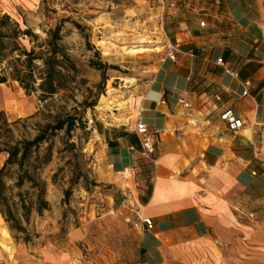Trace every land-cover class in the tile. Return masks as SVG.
Segmentation results:
<instances>
[{
  "label": "crops",
  "instance_id": "1",
  "mask_svg": "<svg viewBox=\"0 0 264 264\" xmlns=\"http://www.w3.org/2000/svg\"><path fill=\"white\" fill-rule=\"evenodd\" d=\"M219 1L213 30L198 27L201 1L168 8L175 60L164 57L143 87L136 118L105 132L101 180L135 222L154 223L135 226L139 264H264V0ZM228 110L241 128H229ZM138 117L156 134L148 174Z\"/></svg>",
  "mask_w": 264,
  "mask_h": 264
},
{
  "label": "rangeland",
  "instance_id": "2",
  "mask_svg": "<svg viewBox=\"0 0 264 264\" xmlns=\"http://www.w3.org/2000/svg\"><path fill=\"white\" fill-rule=\"evenodd\" d=\"M170 1L0 0V17L9 14L22 29L38 35L20 39L27 49L43 43L47 31L61 24L62 43L78 68L67 89L46 99L13 80L0 84V170L9 145L34 139L58 119H75L70 133L63 129L50 135L48 130V139L32 149L25 165L44 183L48 209L36 210L41 186H17V165L4 171L8 203L26 232L11 229L0 211V264H139L141 230L114 203L100 169L107 151L105 132L136 118L138 96L167 57L174 15L163 2ZM99 63L108 66L101 69ZM130 78H135L134 86L126 84ZM103 98L116 110L107 109ZM128 99L132 107L117 110ZM22 203L32 208L27 220Z\"/></svg>",
  "mask_w": 264,
  "mask_h": 264
},
{
  "label": "trees",
  "instance_id": "3",
  "mask_svg": "<svg viewBox=\"0 0 264 264\" xmlns=\"http://www.w3.org/2000/svg\"><path fill=\"white\" fill-rule=\"evenodd\" d=\"M77 26L81 28L80 25ZM47 35L43 43L27 49L21 44L20 39L26 37L30 40L38 39V35L30 28L22 29L17 22L12 21L9 14L0 17V84L7 83L9 80L16 81L27 93L39 92L43 99L54 96L60 90L69 87L73 80L72 72H76L78 68L62 43V25L59 24L48 30ZM99 64L101 69H106L108 66L106 63ZM74 125V117L67 116L65 119H58L56 124L48 125L34 139L16 141L4 149L8 157L0 170V211L11 229L26 232L8 203V197L5 194L4 171L9 166L17 165L20 170L17 186H22L26 182L41 186V195L36 203V210L42 213L49 206L44 196L46 187L42 181L40 183L29 172L25 166L26 162L31 156L32 149L39 147L48 139V130H51L50 135H55L57 131L63 129L70 133ZM143 167V172L148 174L153 169V164L145 161ZM69 194L68 191L67 196ZM22 209L24 212L22 216L27 220L32 208L22 203Z\"/></svg>",
  "mask_w": 264,
  "mask_h": 264
},
{
  "label": "built area",
  "instance_id": "4",
  "mask_svg": "<svg viewBox=\"0 0 264 264\" xmlns=\"http://www.w3.org/2000/svg\"><path fill=\"white\" fill-rule=\"evenodd\" d=\"M203 2V8L199 12L198 17V27L202 30H213L218 28L219 23L222 22L221 12L218 9H215L214 6H218L221 4L219 0H198ZM164 3V6L171 7L176 9L178 6V0H171L169 3ZM176 48L173 45V43H170L169 45V51L167 54V57L171 60H175L176 58ZM218 63L222 64L223 59L219 58L217 60ZM234 75L236 73L230 72ZM249 82H246L248 84ZM244 94H248V90L244 91ZM220 99V98H218ZM179 102L185 107L189 108L191 105L186 100L181 98ZM222 118L225 119L228 123V126L230 129L237 130L242 127L243 120L240 118H237L235 115H233L231 110H228L222 114ZM189 123L192 125H196V120L194 118L189 119ZM134 132L137 134L140 144H141V155L143 158H145L147 161L151 162L153 164V167L157 164V157H156V134L151 131L149 126L140 118L135 122L134 125ZM133 149V148H132ZM124 175H128V170L125 169L123 171ZM255 174V172H253ZM130 220V219H128ZM135 226L141 225L144 230L150 231L154 223L151 218L145 217L141 218L139 221H136L134 223Z\"/></svg>",
  "mask_w": 264,
  "mask_h": 264
},
{
  "label": "bare ground",
  "instance_id": "5",
  "mask_svg": "<svg viewBox=\"0 0 264 264\" xmlns=\"http://www.w3.org/2000/svg\"><path fill=\"white\" fill-rule=\"evenodd\" d=\"M126 84H128V86H129V85H130V86H134V85L136 84V80H135V78L126 79ZM102 102H106V103L108 102V105L106 106L107 109L116 110V109L113 107V102L107 100V98H103V99H102ZM118 106H119V107H118L117 110H120V111L127 110V109H129V108L132 107V101H130V100L128 99V100H126V101H124V102L119 103ZM100 108H101V107H100ZM118 122H119V123H127L128 121L118 120ZM2 221H3V218H2V216L0 215V222H2ZM1 234H2V237H3L4 239H7V238H8L9 233H8L7 229L2 228V230H1ZM2 246H3L7 251L11 252V247H10L7 243L2 242Z\"/></svg>",
  "mask_w": 264,
  "mask_h": 264
}]
</instances>
